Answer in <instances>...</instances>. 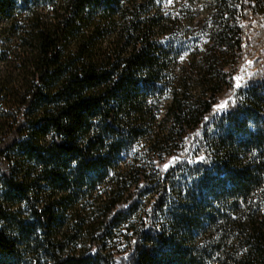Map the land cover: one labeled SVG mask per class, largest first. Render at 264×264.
<instances>
[{"label": "trees", "instance_id": "trees-1", "mask_svg": "<svg viewBox=\"0 0 264 264\" xmlns=\"http://www.w3.org/2000/svg\"><path fill=\"white\" fill-rule=\"evenodd\" d=\"M0 264H264V0H0Z\"/></svg>", "mask_w": 264, "mask_h": 264}, {"label": "rangeland", "instance_id": "rangeland-1", "mask_svg": "<svg viewBox=\"0 0 264 264\" xmlns=\"http://www.w3.org/2000/svg\"><path fill=\"white\" fill-rule=\"evenodd\" d=\"M225 102H226L225 97H222V98L220 99V103H219V105L217 106V109H218V110H221L222 108L220 107V105H221V104H225Z\"/></svg>", "mask_w": 264, "mask_h": 264}, {"label": "snow or ice", "instance_id": "snow-or-ice-1", "mask_svg": "<svg viewBox=\"0 0 264 264\" xmlns=\"http://www.w3.org/2000/svg\"><path fill=\"white\" fill-rule=\"evenodd\" d=\"M238 79H239V78H238ZM239 86H240V85H239V84H237V87H239ZM220 107H221V108H223V107H225V105H224V104H221V105H220ZM167 167H168V166H167V165H165V168H167Z\"/></svg>", "mask_w": 264, "mask_h": 264}]
</instances>
